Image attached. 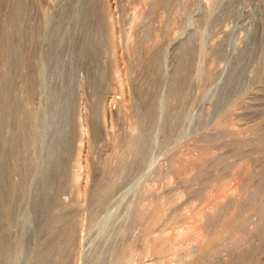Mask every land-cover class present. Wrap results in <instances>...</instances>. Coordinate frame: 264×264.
I'll list each match as a JSON object with an SVG mask.
<instances>
[{
	"label": "rangeland",
	"instance_id": "1",
	"mask_svg": "<svg viewBox=\"0 0 264 264\" xmlns=\"http://www.w3.org/2000/svg\"><path fill=\"white\" fill-rule=\"evenodd\" d=\"M0 264H264V0H0Z\"/></svg>",
	"mask_w": 264,
	"mask_h": 264
}]
</instances>
